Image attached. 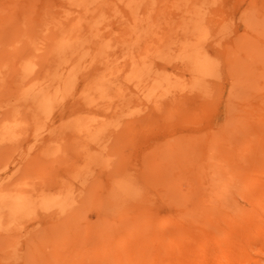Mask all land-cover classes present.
<instances>
[{
  "label": "bare ground",
  "instance_id": "6f19581e",
  "mask_svg": "<svg viewBox=\"0 0 264 264\" xmlns=\"http://www.w3.org/2000/svg\"><path fill=\"white\" fill-rule=\"evenodd\" d=\"M230 1L0 0V159L18 157L0 173V229L93 196L105 212L41 248L49 264H258L264 37L218 20ZM148 124L199 129L138 155ZM37 154L56 171L15 178Z\"/></svg>",
  "mask_w": 264,
  "mask_h": 264
},
{
  "label": "rangeland",
  "instance_id": "374dc122",
  "mask_svg": "<svg viewBox=\"0 0 264 264\" xmlns=\"http://www.w3.org/2000/svg\"><path fill=\"white\" fill-rule=\"evenodd\" d=\"M232 1L233 0L224 4L222 7L223 10L219 13L218 20L220 21L223 18L229 17L231 23L235 26L234 29L240 33L248 29L249 32L254 35L252 40H250L251 42H254L257 38L264 37V0H256L260 5L258 8L259 13L249 9L251 0ZM244 8L245 13L249 14L245 20V24L241 21V13ZM221 46V44L218 45L219 50ZM229 81L226 75L221 78V88L224 92H227L230 87ZM251 85L253 88L257 86L255 83H251ZM251 94H247L248 98H250ZM261 94L264 95V90H261ZM215 104L213 112L209 114V122L214 125L215 128H218L227 121L228 114L224 108L225 102L221 98L218 99ZM157 115V113H151L148 116L150 118H155ZM176 119L179 120L178 117H176ZM198 127L199 126H186L184 128H178V126L175 125V127L172 128L163 127L162 129H154V124H148L145 126L144 131L140 133L142 139L139 140L140 143H138L137 154H144L147 149H149V146L157 142H163L165 135L172 134V136H169L171 138L179 136L177 135L179 133L178 131L186 136L187 141H189L195 136L197 129H199ZM31 153L33 154V152ZM41 157L40 154L31 156L30 162L27 161L26 158H23L22 163H20L21 169L15 174V178H34L36 181L43 177L46 172L50 170L53 172L56 171V167L52 166L53 161H55L53 158ZM17 158L18 157L12 154H7L3 160L0 159V173L9 171L15 164V159ZM153 158L156 159V163L162 160L161 155H155ZM41 159L44 161H40ZM134 159L135 157H132L131 161ZM262 161L263 163L260 166L259 172L264 177V154ZM253 172L249 171L247 173L253 174ZM189 181L193 184V180L189 179ZM182 184L184 189L189 186L186 180L183 181ZM105 207L106 205L101 203V200L98 198L95 199L93 196L84 200H80L79 197H76L70 205H67L61 211H46L39 209L29 217H23L13 223L5 219L7 220L5 221V226L3 223L0 229V254L4 255L6 264H49V260L44 257L45 255L41 254V248H44L46 253L51 250L52 241L60 237H65L66 234L68 235L76 219V221L81 223L86 222L89 226L95 225L97 215L105 212ZM66 228H68L66 231L59 233L62 229L64 230ZM66 251L67 250H62L64 259L67 258ZM258 259V264H264V254L258 256ZM50 263L53 262L50 261Z\"/></svg>",
  "mask_w": 264,
  "mask_h": 264
}]
</instances>
